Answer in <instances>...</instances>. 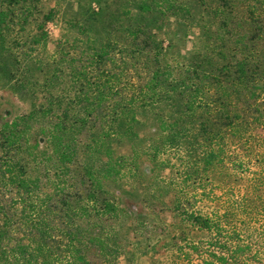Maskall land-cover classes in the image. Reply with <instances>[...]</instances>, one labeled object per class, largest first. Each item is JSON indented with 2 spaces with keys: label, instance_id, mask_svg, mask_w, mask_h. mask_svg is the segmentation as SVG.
<instances>
[{
  "label": "trees",
  "instance_id": "obj_1",
  "mask_svg": "<svg viewBox=\"0 0 264 264\" xmlns=\"http://www.w3.org/2000/svg\"><path fill=\"white\" fill-rule=\"evenodd\" d=\"M101 2L35 61L20 33L35 27L47 47L53 16L42 0H0V79L32 101L14 112L0 96V264L118 262L127 213L105 183L139 158L140 114L159 132L142 154L175 170L174 210L206 234L172 244V263L264 264V0H129L139 13L125 14L129 36L153 54L144 77L97 36ZM196 4L204 47L165 63L156 33ZM38 63L42 82L31 75ZM123 142L133 155L114 157Z\"/></svg>",
  "mask_w": 264,
  "mask_h": 264
},
{
  "label": "rangeland",
  "instance_id": "obj_2",
  "mask_svg": "<svg viewBox=\"0 0 264 264\" xmlns=\"http://www.w3.org/2000/svg\"><path fill=\"white\" fill-rule=\"evenodd\" d=\"M101 1L106 2V5L104 4L106 19L104 22L102 20L94 24L97 36L101 39L108 36L117 42L121 49V55H118V58L122 61L124 58L131 57L130 64L134 66V70L137 69V76L142 73L141 77H144L142 67L148 60L153 59V54L149 53L141 42L129 36L128 29L134 28V21L128 20L125 14L127 10H130L134 17L139 14L135 5L129 4V0H42L40 9L43 17L53 16L46 26L49 34L47 47L44 46V42L38 41L39 38H35L40 34L35 27H28L26 31L20 33L24 40L33 44L36 50L33 57L35 61L48 60L56 51L57 41L71 28L75 14L82 10L85 13L90 7L95 11L100 7L103 8ZM203 13V9L196 4V6L193 5L192 18L164 20L163 28L156 33V39L165 48L163 56L165 63L183 62V58H188L195 48L204 47L202 30L198 25ZM78 17L84 19L85 15ZM159 19L157 17L156 20ZM120 64L123 66V62L118 63ZM32 67L31 75L42 82L47 75L38 71L41 64L38 63ZM0 96L12 103V107L7 110L27 113L31 109L32 101L21 100L14 96L2 79H0ZM138 119L140 123L136 132L140 140L136 146L144 149L153 138L159 137L158 126L150 114H140ZM111 148L114 150V157L133 155L132 144L127 142L113 144ZM142 150L139 158L134 161L132 170L124 169L117 181L105 183L108 192L117 197L127 213L125 220L120 223L119 241L122 243V254L115 264H173L170 259L172 244L187 238L203 239L206 238V234L191 230L183 220H180L178 213L174 210L175 191L166 182L175 178V170L160 164V161L149 159L142 154ZM161 237L163 241L159 243Z\"/></svg>",
  "mask_w": 264,
  "mask_h": 264
}]
</instances>
